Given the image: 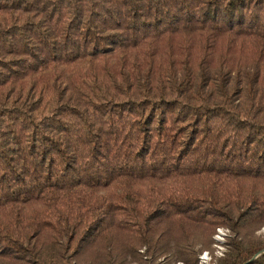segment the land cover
<instances>
[{"label": "trees", "instance_id": "16d2710c", "mask_svg": "<svg viewBox=\"0 0 264 264\" xmlns=\"http://www.w3.org/2000/svg\"><path fill=\"white\" fill-rule=\"evenodd\" d=\"M223 225L264 264V0H0V264H198Z\"/></svg>", "mask_w": 264, "mask_h": 264}, {"label": "rangeland", "instance_id": "374dc122", "mask_svg": "<svg viewBox=\"0 0 264 264\" xmlns=\"http://www.w3.org/2000/svg\"><path fill=\"white\" fill-rule=\"evenodd\" d=\"M258 235H264V227L261 228L258 232ZM232 236L231 230L223 225L217 227L213 235L211 237L212 243L210 246V249L208 251H203L200 253L203 254L204 252H208L209 255V262L206 264H217L218 260L224 257L226 251H227V242ZM200 255L198 256V264H200ZM176 264H182V263H176Z\"/></svg>", "mask_w": 264, "mask_h": 264}, {"label": "built area", "instance_id": "2783aa9c", "mask_svg": "<svg viewBox=\"0 0 264 264\" xmlns=\"http://www.w3.org/2000/svg\"><path fill=\"white\" fill-rule=\"evenodd\" d=\"M200 264H206L209 262V255L208 252H204L203 254L200 255Z\"/></svg>", "mask_w": 264, "mask_h": 264}, {"label": "water", "instance_id": "95a60500", "mask_svg": "<svg viewBox=\"0 0 264 264\" xmlns=\"http://www.w3.org/2000/svg\"><path fill=\"white\" fill-rule=\"evenodd\" d=\"M256 256H257V255H256ZM256 256H255V257H256ZM255 257H254V258H255ZM245 264H247V263H245Z\"/></svg>", "mask_w": 264, "mask_h": 264}]
</instances>
